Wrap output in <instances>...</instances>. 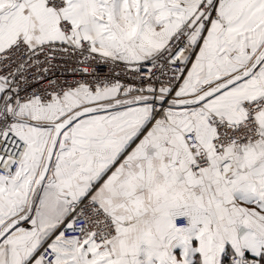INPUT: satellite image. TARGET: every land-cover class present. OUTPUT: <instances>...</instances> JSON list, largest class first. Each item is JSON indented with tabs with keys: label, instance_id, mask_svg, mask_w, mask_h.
Segmentation results:
<instances>
[{
	"label": "snow or ice",
	"instance_id": "snow-or-ice-1",
	"mask_svg": "<svg viewBox=\"0 0 264 264\" xmlns=\"http://www.w3.org/2000/svg\"><path fill=\"white\" fill-rule=\"evenodd\" d=\"M0 264H264V0H0Z\"/></svg>",
	"mask_w": 264,
	"mask_h": 264
}]
</instances>
